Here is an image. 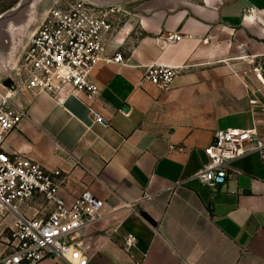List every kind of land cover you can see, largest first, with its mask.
<instances>
[{
  "label": "crops",
  "instance_id": "0c3cea01",
  "mask_svg": "<svg viewBox=\"0 0 264 264\" xmlns=\"http://www.w3.org/2000/svg\"><path fill=\"white\" fill-rule=\"evenodd\" d=\"M83 1L124 6L106 55L127 63L94 69L93 101L21 92L29 118L5 151L62 170L68 203L86 191L105 202L80 238L88 264H264V158L233 161L215 191L195 178L218 130L264 137V0ZM153 64L180 69L169 90L141 82ZM12 226L0 223V256Z\"/></svg>",
  "mask_w": 264,
  "mask_h": 264
},
{
  "label": "built area",
  "instance_id": "2783aa9c",
  "mask_svg": "<svg viewBox=\"0 0 264 264\" xmlns=\"http://www.w3.org/2000/svg\"><path fill=\"white\" fill-rule=\"evenodd\" d=\"M124 13L121 4L85 1L51 9L31 36L15 75L0 77V223L13 218L0 264H40L48 258L88 264L80 238L104 217L105 202L86 191L68 203L61 196L65 179L62 170H48L30 157L10 155L4 144L8 135L29 118L28 109L16 101L21 92L46 94L58 101L65 93L82 101H93L100 94L91 78L94 69L104 61L127 63L120 53L106 55L108 35ZM181 39L172 34L165 42ZM179 72L177 67L149 65L141 82L167 91ZM8 79L12 86L6 84ZM91 111L96 122H105L93 108ZM206 153L209 163L195 178L215 191L226 183L233 161L254 153L264 158V137L256 129L218 130ZM35 200L41 201L40 207L28 205ZM135 241L129 236L127 244L132 246Z\"/></svg>",
  "mask_w": 264,
  "mask_h": 264
},
{
  "label": "rangeland",
  "instance_id": "374dc122",
  "mask_svg": "<svg viewBox=\"0 0 264 264\" xmlns=\"http://www.w3.org/2000/svg\"><path fill=\"white\" fill-rule=\"evenodd\" d=\"M78 1L83 0H0V16L5 15L0 25V77L14 76V69L21 67L41 14ZM37 7L42 13L31 21Z\"/></svg>",
  "mask_w": 264,
  "mask_h": 264
},
{
  "label": "water",
  "instance_id": "95a60500",
  "mask_svg": "<svg viewBox=\"0 0 264 264\" xmlns=\"http://www.w3.org/2000/svg\"><path fill=\"white\" fill-rule=\"evenodd\" d=\"M5 18V15H2V16H0V25H1V23H2V21H3V19ZM6 84H8V85H13V82H12V80L11 79H8V80H6ZM124 109L125 110H127L128 109V107L127 106H125L124 107Z\"/></svg>",
  "mask_w": 264,
  "mask_h": 264
},
{
  "label": "bare ground",
  "instance_id": "6f19581e",
  "mask_svg": "<svg viewBox=\"0 0 264 264\" xmlns=\"http://www.w3.org/2000/svg\"><path fill=\"white\" fill-rule=\"evenodd\" d=\"M38 10H39V8L37 7V9H36V11H35V14H34V16L32 17V20H31V21H35V18H36V16H37Z\"/></svg>",
  "mask_w": 264,
  "mask_h": 264
}]
</instances>
